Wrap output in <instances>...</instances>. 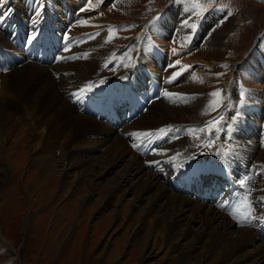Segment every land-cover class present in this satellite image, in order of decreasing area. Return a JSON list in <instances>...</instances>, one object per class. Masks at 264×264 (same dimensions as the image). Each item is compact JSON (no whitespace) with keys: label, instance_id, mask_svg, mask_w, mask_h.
Masks as SVG:
<instances>
[{"label":"bare ground","instance_id":"obj_1","mask_svg":"<svg viewBox=\"0 0 264 264\" xmlns=\"http://www.w3.org/2000/svg\"><path fill=\"white\" fill-rule=\"evenodd\" d=\"M0 1L4 2V5H0V14H3V19H0V41H3V44H0V50L13 51L19 57V61H22L17 65L18 61L15 60L14 63L9 66L3 65L0 69V93L3 94V96H0V148L2 142L7 141L8 138L13 139V142L16 140L17 143L26 135H31L30 146L34 147L38 143L39 146L33 149L34 152L31 154L30 159L35 162L40 172L56 170L58 167L57 162H60L64 168L62 170L63 179L67 178L68 171L75 167H78L84 173L91 169L92 181L91 179H83L78 175L81 173L80 170L76 172V177H78L76 181L81 182L82 179L84 180L83 185L89 195L92 192H99V197L103 201L101 206L97 203L96 211L112 204L115 196H117V201L114 203L116 207L121 203L122 197L127 192L133 193L132 201L123 218L130 219V228L136 225L134 231L131 232V238H133V245L141 243L138 257L140 262L151 257L152 254L154 255L153 251L157 245L164 244L167 246L166 253L169 254V258L178 259L181 264H264V238L261 237L253 225L251 227L236 226L233 218L217 207L213 203L214 201L199 199L194 195V192L188 193L175 190L172 192L165 185H169L171 188L172 186L168 183L165 184V179L161 177L163 171L167 169L170 170L171 175L189 165L197 167L226 166L230 168L232 173L236 174V170H241L243 166H247L251 162L254 169H257L255 179L258 178L256 182L254 179V183L251 185L253 186V202L255 201L254 208L255 213L259 214L258 218L261 219L264 217V209L261 204V198L264 197V181L260 182L259 178L262 176L261 169H264V151L257 147V143L262 137L264 141V133L255 135L256 142L253 145L249 143L245 145L250 151L249 154L247 153L250 158L249 156H246L247 158L243 157L244 155L237 152V146H234L233 149L228 150L230 152L220 149L216 151L217 153L213 152L211 158L214 159L201 158L199 161L194 162L195 159L190 158L193 150L189 148L184 150L191 144V135L182 138L175 136L179 131H181V136L192 131H194L192 135H195L198 130L199 132L206 131L207 127L210 126V123L204 120L195 122L197 123L196 126L187 121L190 114H201L206 109L204 107L206 93L202 91L206 87L202 84V80L206 78L203 74L195 76L189 70L181 71L186 65L183 66L184 63L179 65L173 63L172 65L166 64L165 69L168 74H164V81L160 80L152 69L149 70L151 71L150 75L142 68L140 63L145 67L157 70V72L160 70L156 67L157 62H160V56L152 52V47H149L148 52L142 49L143 56L139 58L132 57V52V54L129 52L128 54L116 56L115 53H112L111 40L107 36L108 26L106 23L110 19L104 20L99 18V14H90L86 15V19L89 22L99 21L101 25L87 26L86 22H79L80 15L84 12L77 13L78 7L81 11V7L77 2L75 3L78 6L63 3V0ZM33 1L39 2L40 7L36 8L37 2ZM99 1V4H101L99 9L101 10L102 7L104 9V3L106 4L108 0ZM91 2L93 1L91 0ZM172 6L177 8V4ZM64 8L67 12L70 11L69 13L72 12L71 9L74 12L71 13L72 17L71 22L69 21L70 25L67 33L61 28L62 25L68 26L66 24L68 19H64L61 13ZM168 10L164 12V15H160L163 22V19H165L166 28L171 25L169 21L171 20L172 23L177 17L176 9ZM103 12H106V8ZM37 13H39L38 16ZM187 15L188 13L183 15L181 19ZM105 16L108 17V11ZM203 20L205 23L201 24L200 30L196 28L194 31L197 34L189 33L187 39L192 34L191 39L193 41L197 42L199 40L198 36L201 30L209 22L208 16ZM52 22L56 25H53ZM41 23H44V26L52 33H59V37L51 45L52 50L56 47L59 48L55 52H51V61H53V58L56 59L53 63H47L48 61L44 60L45 58L41 60L37 58L28 59L23 51L13 48L11 42L21 32L31 34L32 31L40 28ZM104 25H106L104 31H101V27ZM177 26L180 27V30L183 29L179 23ZM98 27L101 28L100 31L90 35L93 38L84 41L76 52L73 44L76 42L77 33ZM156 27L162 33H167L163 28H159L158 22ZM69 32L74 35L70 39H68L70 37ZM97 33L98 35H95ZM181 33L187 34V32ZM81 36L84 38L85 34ZM261 38L262 36H259L257 37L258 40L254 39L260 47L264 46ZM69 41L71 47H69ZM4 43L7 44L4 45ZM132 44L129 45L131 49ZM134 44L137 46L138 42ZM143 45L144 42L141 43V47ZM257 46L249 50L248 55V52L245 53L247 55L245 60L249 59V61L246 63L244 61V64L241 63L242 67L251 66L252 61L259 62L260 60L258 61L256 57H253L254 55L259 54L263 60L261 54L263 48L260 51ZM57 51L65 52L60 54ZM257 52L259 53L257 54ZM136 53L138 52L136 51ZM138 55L141 54L138 53ZM74 56H78V58L63 63L65 59ZM173 60L175 58H171L172 62ZM256 68L259 69L258 66ZM103 69L107 73L106 77L102 73ZM202 71L201 68L200 72ZM174 75L175 78L173 79ZM256 77L259 78L260 75ZM114 79H131L134 87H139L140 84L142 88L148 90L150 88L147 87V84L151 83L152 86L150 85V87L156 86L157 88L155 94H158L161 89L160 97L151 101L146 109L139 112L131 122L128 123L122 120L119 125L115 126L111 124L110 120L104 119L107 117L108 108L99 109L100 106H96L100 98L105 96L106 93H99L98 97L94 99L83 98L79 100L72 95V93L89 84L92 85L91 89L99 88L104 83ZM178 84L185 89L183 95L177 92ZM258 96L264 99V92L258 91ZM254 98L257 101L260 100L258 97ZM87 107L88 111L90 108L91 111L95 109H98V111L94 116H90L84 111ZM240 107L237 109L241 110ZM251 107L253 106L251 105ZM247 108L246 111L249 112ZM251 112L256 113L255 115L259 114L255 109ZM140 114L143 116L142 122L137 121ZM231 123H228V120L227 122H219L216 128L213 124L208 129L212 133L211 139L213 138L217 145L222 143L233 144L237 140L233 136L234 124L231 125ZM225 124H227V128L222 126ZM242 126V131L256 129L253 126L247 127L245 124H241L240 129ZM38 128H42L40 134H36ZM150 130L157 133L153 134ZM133 133H148L151 135L150 138L157 139L162 145L150 155L142 157L134 145H138L142 140L147 139L149 135L137 137L131 135ZM173 139L176 140L171 142ZM183 139L187 140L182 141ZM204 139L205 137L202 141ZM97 145L104 147L105 155H101V157L92 155ZM262 148L264 149V146ZM57 150L60 152L59 157H56ZM156 155L173 156L175 164L169 163L170 159L166 156H159L160 159L157 160L164 157V161L163 166L157 168V171L151 167L157 161L151 159V157ZM84 156L89 157V159L83 158ZM251 156H253L254 161H259L252 162ZM147 157L150 160H147ZM217 158H220L221 161H216ZM113 171H116V173ZM112 172L114 175H111ZM108 174L111 175V177H108L110 178L109 181L107 179ZM238 177L239 174L235 178ZM45 182L47 183L46 180ZM143 200L145 201L143 202ZM155 208H159V211H155ZM116 217L118 218V211L115 212ZM192 223L199 224V228L195 230ZM144 229H147L146 234L138 236V233ZM179 238L184 241L182 244L180 240L177 241ZM112 259L114 258L111 257L109 261H112ZM190 260L193 261L190 262Z\"/></svg>","mask_w":264,"mask_h":264},{"label":"rangeland","instance_id":"obj_2","mask_svg":"<svg viewBox=\"0 0 264 264\" xmlns=\"http://www.w3.org/2000/svg\"><path fill=\"white\" fill-rule=\"evenodd\" d=\"M92 1L63 0V3H69L71 6H78L79 4L81 11L78 7L77 13L84 12V14L80 15L81 19L78 21L86 22L87 26L101 25V22H89L86 15L99 14V18L104 20L109 18L110 21L108 20L106 23L108 26L107 36L111 40L112 53H115L116 56L132 52V57L139 58L143 56L142 49L148 52L149 47H152V52L160 56V62H157L156 66L160 70L157 72V70L145 67L140 63L149 74L151 72L149 70L152 69L154 74L164 81V74H168L165 69L166 64H177L176 62L179 61L178 65L183 63V66L186 65L181 71L189 70L195 76L203 74L206 78L202 80V84L206 86L202 90L206 93L204 105L206 109L201 114H190L187 121L196 126L197 123L195 122L204 120L209 122L210 126L215 124L216 128L219 122H227L228 120V123L234 124L233 136L237 140L233 144L222 143L217 145L214 139L210 137L212 134L208 131L210 126L207 127L206 131L199 132L198 130L195 135H192L194 131L185 133L179 138L191 135L192 141H190V146L183 145L186 147L184 150L192 149L191 154L197 156V158H190L195 159L194 162L201 158L214 159L211 158L213 152L220 148L222 151L230 152L228 150L233 149L234 146H237V152L247 158L250 151L245 145L248 143L253 145L256 142L255 135L264 133V99L258 96V91L264 92V63H261L264 62V46L260 47L258 42L254 40L262 36L261 41L264 42V0H108L106 4L104 3V9L102 7L101 10L99 9L100 1ZM3 3L0 1V5ZM19 3L21 2L19 1ZM173 4H177V8L176 6L173 8ZM39 7V2H37L36 8ZM195 7L198 9H194ZM105 8L106 12L108 11V17L105 16L106 12H103ZM168 9H176L177 17L175 16L176 20L172 23L169 19L171 25L166 28L165 19L163 22L160 15H164V12L169 11ZM71 11L74 13L73 9ZM69 12L65 8L61 12L63 18L68 19L66 22L68 26L72 17ZM186 13L188 15L181 19ZM207 16L209 22L201 30L198 36L199 40L193 41L191 39L192 34L187 39L189 33L195 32L191 27H184L183 22L190 19L200 30L201 24L205 23L203 18ZM157 22L159 28H163L167 33L157 30ZM52 23L56 25L54 22ZM178 23L182 26V30L177 26ZM106 25L102 26V29L98 27L79 31L76 42L73 44L75 51L79 50L78 48L90 38V35L100 31V29L104 31ZM63 27L65 26L62 25L61 28ZM110 28L112 29L111 33ZM181 32H187V34ZM56 34L58 33L56 32ZM82 34H85L84 38H82ZM68 35L72 34L69 32ZM135 42H138V47L135 46ZM142 42L144 45L141 47ZM0 44H3V41H0ZM6 44L4 43V45ZM131 44L133 50L129 46ZM71 46L69 41V47ZM256 46L260 51L263 48L261 51L263 60L257 52L258 55L253 57L260 61H252L251 66L242 67L241 63L244 64V61L245 63L249 61V59L245 60L249 50ZM136 51L141 55H138ZM64 52L60 51L59 53L64 54ZM246 52H248L247 55H245ZM74 58H78V56L67 58L63 63ZM171 58H175V60L172 62ZM19 64L17 63V65ZM257 66L259 69L256 68ZM201 68L202 72H200ZM167 72L169 71L167 70ZM102 73L106 77L107 73L104 69ZM257 75L260 77H256ZM256 82H259V85L255 84ZM184 91L185 89L179 85L178 94L183 95ZM215 91L220 93L219 97L211 95ZM242 92L243 96H241ZM1 95L3 96L2 93H0ZM254 97H258L260 100L257 101ZM239 107L241 110L237 109ZM246 107H248L249 112L246 111ZM249 109L253 111L255 109L259 114L255 115L256 113L254 114ZM142 117L140 114L137 121L142 122ZM213 121H217V123H212ZM232 123L231 125H233ZM241 124H245L247 127H256V129L242 131L243 126L240 129ZM222 126L227 128V124ZM41 131L42 128H38L36 134H40ZM30 136L26 135L17 143L16 140L13 142V139L8 138L7 141L2 142L0 148V264H181L178 259L169 258V254L166 253L167 246L164 244L157 245L153 251L154 255L152 254L151 257L140 262L138 257L141 243L133 245V238H131V232L134 231L136 225L130 228V219L123 218L132 201L133 193L127 192L122 197L119 206H114L117 201V196H115L112 204L96 211L98 204L101 206L103 200L99 197V192H92L89 195L83 185V179H91L92 181L91 169L84 173L75 167L68 171V177L63 179L62 170L64 168L60 162H57L56 170L40 172L35 162L30 159L34 152L33 149H36L39 143L31 147ZM203 136L205 137L204 141H202ZM262 138V141L258 140L257 147L264 151ZM175 140L173 139L171 142ZM184 140L187 139L182 141ZM94 150L92 155L95 157L105 155L103 146L97 145ZM59 155L60 152L57 150L56 157ZM159 156H166L170 159L169 163L175 164L173 156L156 155L152 156L151 159H160ZM83 158L89 159L86 156ZM147 160L150 158L147 157ZM218 160L221 161L220 158L216 159V161ZM251 160L254 163L259 161H254L253 156H251ZM79 170L82 173L78 174L83 178L82 183L76 181L78 178L76 172ZM113 172L116 173V171ZM113 172L111 175H114ZM261 173L260 182L264 181V169H261ZM111 175H107L108 181L110 179L108 177ZM257 180L258 178L255 179V182ZM165 186L172 192L174 191L172 185V188L169 185ZM98 188L100 189L99 185ZM261 204L264 209V200L261 201ZM117 211L118 218H115ZM155 211H159V208H155ZM192 227L196 230L199 228V224L192 223ZM146 230L139 232L138 236H144ZM179 240L181 244L184 242L181 238L177 239V241ZM111 257L114 259L109 261ZM192 261L190 260V262Z\"/></svg>","mask_w":264,"mask_h":264},{"label":"snow or ice","instance_id":"obj_3","mask_svg":"<svg viewBox=\"0 0 264 264\" xmlns=\"http://www.w3.org/2000/svg\"><path fill=\"white\" fill-rule=\"evenodd\" d=\"M38 15H39V13H37V16H38ZM196 15H199V13H196ZM0 19H3V14H0ZM183 26H184V27H191V29H192L193 31H195V29H196V24H195L194 22H192V20H190V19L185 20V21L183 22ZM34 31H36V34H35V35H30V36L27 38L26 43L34 42V41L38 38V35H39L38 31H37V30H34ZM109 31H110V33H111L112 29L110 28ZM95 35H98V33L95 34ZM90 38H93V37L90 36ZM106 42H107V41H106ZM173 51H174V53H175V50H173ZM176 63L178 64L179 61H177ZM218 75H219V74H218ZM172 78L174 79V78H175V75H174ZM91 87H92V85L89 84V85H87L86 87L79 89L77 92L72 93V95H73L76 99H78V100H79V99H83V98L86 96V94L91 90ZM211 95L214 96V97H219V96H220V93H219L218 91H215V92L211 93ZM241 96H243V92L241 93ZM214 106H215V105H214ZM212 123H217V121H213ZM131 135H134V136L139 137V136H146V135H149V134H148V133H133V134H131ZM134 147H139V145H134ZM241 184H243V181H241ZM245 199H246V197H245ZM261 199L264 200V197H262ZM262 218H264V217H262Z\"/></svg>","mask_w":264,"mask_h":264}]
</instances>
